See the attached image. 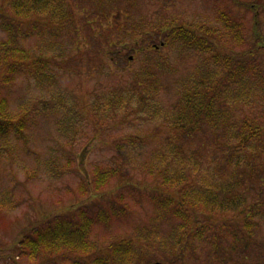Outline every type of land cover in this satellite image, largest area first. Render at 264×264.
Instances as JSON below:
<instances>
[{
	"label": "rangeland",
	"instance_id": "obj_1",
	"mask_svg": "<svg viewBox=\"0 0 264 264\" xmlns=\"http://www.w3.org/2000/svg\"><path fill=\"white\" fill-rule=\"evenodd\" d=\"M246 1L249 7L256 5L254 0ZM236 4L234 11L257 27L256 10L247 11L239 0ZM226 6L225 0H65V20L39 18L32 35L25 41L19 38L17 44L36 53L44 51L53 60L54 77L50 87H40L31 75H20L6 88L11 108L17 113L28 110L32 120L22 137H11L0 160V264H36L37 260L17 257L10 250L29 223L62 214L75 219L68 209L86 203L91 217L102 208L106 209L101 214L108 210L110 214L105 223L92 227L90 239L98 249L89 254L64 253L78 263L93 264L101 257L107 264H264L263 216L248 222L251 231L244 229L242 217L235 213L225 216L201 207H186L183 221L174 213L177 202L158 206L152 196L154 192L172 196L177 189L156 185L146 168L159 163L155 156L162 153V157H175L170 165L181 166L190 176L193 184L186 190L231 184L232 196L247 203H257L260 191L264 193L260 143L253 142L242 156L239 150L232 154L238 145L233 136L242 118L264 121L260 92L264 83H256L263 72L252 68L255 62L242 75L249 87L246 92L242 93L237 79L225 83L221 96L227 104H222L217 126L204 119L202 128L188 137L173 126L183 88L200 81L203 73L206 80L221 78L224 68L204 66V56L178 37L173 43L166 40V29L215 22L228 14ZM261 33L264 37V26ZM6 38L0 29V42ZM69 49L71 54L61 58L63 50ZM152 70L157 92L146 79ZM138 76L144 80L140 92H147L145 106L138 104ZM119 92L132 101L101 112L102 97ZM50 108V114L44 112ZM176 149L180 153L174 156ZM109 167H118L128 184L110 181L98 193L91 187L81 195L80 184L91 180L96 169ZM114 195L121 200L113 203ZM231 218L239 232H217L219 254L210 232L196 238L207 224ZM127 241L132 243L133 260L121 263L111 258L108 246ZM241 243L245 246L238 248ZM233 247L237 248L230 250Z\"/></svg>",
	"mask_w": 264,
	"mask_h": 264
},
{
	"label": "trees",
	"instance_id": "obj_2",
	"mask_svg": "<svg viewBox=\"0 0 264 264\" xmlns=\"http://www.w3.org/2000/svg\"><path fill=\"white\" fill-rule=\"evenodd\" d=\"M227 3V15L215 22L199 21L193 27L188 29L183 27H173L166 29L164 37L168 41H172L178 37L185 46L194 50L196 54L204 56V66L206 67H222L224 68L223 77L211 78L206 80L204 75L200 81L192 84L190 87H184L181 96V106L177 110V117L173 121V126L178 132L184 133L185 137L192 135L202 128L206 122L210 125L217 126L219 117L217 116L222 109V104H227L221 96L223 87L227 81L241 82L243 92L248 90V86L242 80V75L252 64V68L260 73L256 76V83H264V37L261 33V26H264V0H254L256 5H247L246 0H239L246 6L244 8L255 11L258 16L257 27H253L254 22L249 25V21L243 17L238 11H234L238 0H225ZM65 10V0H0V29L7 33V38L0 42V160L3 156V150L10 143L11 137H22L27 128L30 126L32 117L28 110L17 113L10 106L6 97V88L13 84L20 75H31V78L40 85V87H50L54 75L51 72L52 59L45 55L44 51L40 53L34 52L31 48L17 44L19 38L25 41L29 38L36 26L39 24V18L48 20L50 16L55 22L65 20L67 17ZM23 27H27L26 30ZM257 28V32L255 34ZM41 29L38 30L40 32ZM171 38V39H170ZM166 44L165 41H161ZM156 47V46H155ZM63 50L61 58H67L71 53ZM157 51V50H156ZM253 58V61H251ZM162 61V60H161ZM163 63L158 61L157 64ZM155 72L150 71L151 77H146L150 81L151 90L158 91L159 85L156 78H152ZM196 81V79H195ZM143 76H138L136 81L137 90L139 91L138 104L145 106L148 103L146 90L140 92L143 86ZM264 94V87L260 89ZM155 97V95H154ZM235 97L232 95L230 98ZM226 98V97H225ZM236 98V97H235ZM126 101H132L129 96L122 92L113 96L102 97L100 100L101 112L106 111L113 104L123 105ZM23 105L20 106L22 108ZM96 106V103H95ZM45 109L44 112L49 114L52 112ZM221 116V115H220ZM227 118V115H225ZM205 119V121H204ZM257 119L243 117L238 131L233 136L238 145L233 149L232 154L235 155L237 150L243 152L248 149L253 142L260 143L261 152L264 153V125ZM64 125V124H62ZM180 151L176 149L174 156ZM162 153L157 154L155 159L159 162L155 166L148 164L146 168L148 173L155 180L156 185L164 189H171L177 194L172 196L160 197L161 192H154L157 205H169V202H177L179 204L174 207V213L183 221H186V207L193 210L196 208H204L215 214L228 215V212L235 213L242 217L243 227L252 226L249 223L255 222L258 218L264 217V193L260 191L261 196L258 202L247 203L244 199L233 197L232 185L222 186L216 189L212 187H203L207 192L195 190L191 188L186 190V186L192 185L190 176L187 172L180 170L181 166L177 164L170 165L175 159L170 155L164 157ZM118 167L96 169L92 174L91 180L82 182L78 188L81 195H85L92 189L98 193L103 187L113 181L115 185H124L123 176L117 172ZM141 186V185H139ZM151 196V197H152ZM230 196L232 198H230ZM121 200L120 197L114 195L111 199L113 203ZM102 208L100 211H102ZM89 204H82L76 209H68L69 213L76 216L70 219L68 215L40 217L25 228L20 237L11 247V252L16 253L17 257L21 256L29 260H37L36 264H45L50 261L52 264H58L63 261L64 264L78 263L74 257H64L66 251L71 253L89 254L95 251L96 244L90 239L92 227L97 223H105V216H109V210L104 216L100 211L91 217L88 215ZM95 218V219H93ZM233 218L222 221L219 224H207L196 238L202 239L203 234L210 232L212 234V242L215 246V252L219 254V247L216 245L218 235L217 232L229 233L238 231L236 225L232 223ZM245 246L244 243L237 244ZM237 247H233V250ZM110 253L117 261L128 263L133 260L132 243L120 242L113 247H109ZM44 256L43 259L39 257ZM56 258L58 261H56ZM108 260L101 257L95 258L93 264H107Z\"/></svg>",
	"mask_w": 264,
	"mask_h": 264
},
{
	"label": "water",
	"instance_id": "obj_3",
	"mask_svg": "<svg viewBox=\"0 0 264 264\" xmlns=\"http://www.w3.org/2000/svg\"><path fill=\"white\" fill-rule=\"evenodd\" d=\"M151 264H162L161 262H153Z\"/></svg>",
	"mask_w": 264,
	"mask_h": 264
}]
</instances>
